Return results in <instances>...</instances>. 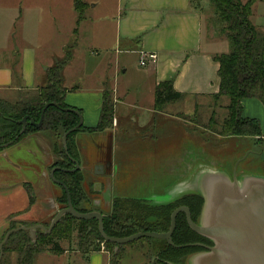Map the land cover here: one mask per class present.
Returning <instances> with one entry per match:
<instances>
[{
  "label": "crops",
  "instance_id": "obj_1",
  "mask_svg": "<svg viewBox=\"0 0 264 264\" xmlns=\"http://www.w3.org/2000/svg\"><path fill=\"white\" fill-rule=\"evenodd\" d=\"M107 1L109 0H83L87 4L84 20L89 8L97 9ZM193 1L112 0V11L116 15L114 22L116 44L114 51V87L108 85V80L103 81V76L99 79V85L94 90L84 89L85 86L82 83L73 84L72 87L70 84L68 85L67 72L72 67L74 57L63 71L64 88L67 90L65 104L81 111L84 128L92 129L98 125L102 107V92L105 88H108L112 93L114 102V116L112 128L104 132H111L113 148H115L118 128L122 123L119 117L123 105L139 110V116L137 118L135 116L129 117L128 122H136L137 124L141 122L142 125H150L160 118L171 119L179 122L183 127L186 126L189 136H191L189 133H194V131L200 133L199 122L197 123L192 118L197 107L198 111L200 109L197 100L212 101V96L219 90L218 64L213 57L223 54L217 49V45L220 48L224 47L221 42L224 39L218 37L212 30L211 32L208 31V27L204 26L203 13L194 9ZM69 2H72L71 7L74 10L73 0H69ZM54 5H56V2L51 0L44 3L15 0L14 3L5 2L4 4L3 0H0L1 98L8 97V100L14 101L19 90L35 91L45 85L47 80V76H40L37 79L39 70H37L36 62L40 45L30 41L28 34L30 26H3V11L4 14L16 16L15 22H19V20L24 21V16L30 9H33V13L36 14V12L41 13L46 6L51 7ZM10 24H12V18L9 20ZM15 36L18 40L21 37L22 42L27 40L25 47L20 49L21 54L15 50ZM149 53L157 56L156 62L148 63L144 66V69H140L135 78L130 77L129 71L133 63L129 62V58H122V56L133 54L138 55L140 58L141 54ZM48 69L45 68L42 71L47 72ZM84 76L87 78V74L84 73ZM81 81L83 82V79ZM167 81L172 82L176 92L185 96L179 102H191L192 114L168 113V107L178 104V101L165 105L161 112L154 110L155 87ZM89 96L92 98H89ZM145 97H148L150 102L148 106L143 108L140 104ZM89 99H91V103L88 102ZM257 101L256 99H245L243 101V116L255 119L254 114H258L255 113L258 112V105L264 111L263 105ZM127 103H130V105ZM226 103L224 102V105ZM212 105L213 102L211 104L209 101L207 102V110H210V112ZM187 107L191 108L190 106ZM121 113L125 112L122 111ZM198 114L200 115V113ZM256 118H258L261 125H264V113L261 114V117ZM98 134L99 132L89 133L83 131L79 132L75 138L79 152L80 170L84 176V191L85 186H92L93 188L94 184H101V188L104 190L105 180L110 178L112 180V200L114 197H129L127 193H121L115 182H113L117 168L112 163H107L109 167L106 166L107 164H95V170L97 168L96 171L98 172L95 174L91 167L93 166L92 162L88 160L84 153L89 143H80V138L84 137L91 140L90 143H96L97 139L94 141V138H97ZM89 135L93 138H88ZM55 138L52 132L47 134L46 132H39L0 151V239L7 229L10 219L28 224V226L44 225L47 221H51L56 212L62 208L58 203L61 194L58 195L57 192L53 191L54 186H59L54 184L49 176L54 163L59 160L58 155L53 151ZM261 143L264 159V137ZM100 147L101 145L97 148ZM176 156H179L178 161L167 165L168 170L173 174L177 164H182L187 166L186 171H181L176 181L171 185H161L160 187L164 193H156L155 191H158V188L152 185L146 187L144 191L147 192L143 197L138 198H144V200L147 199L154 205H160L162 204L160 199L163 196L169 197L171 202L184 195H194L199 190V180L210 174L209 172L212 170L202 171L201 169L204 167H201V165H204L202 163L205 162L200 161L198 159L199 155H196L189 147ZM205 164L212 168L215 167L213 162ZM100 167H103V170H100ZM7 168L11 171H8ZM3 169L7 173L4 178ZM16 175H20L21 179H16V177H19ZM153 182L154 180H152V184ZM155 182L157 183V181ZM26 184L29 188L24 186ZM29 190L31 194H29ZM94 193V196L90 195L93 202L102 200L100 193ZM31 195L34 198L32 205ZM130 198L137 199V197ZM93 202L94 211H98L103 215L110 212L111 205L107 208L102 203L100 206L95 207ZM52 204L55 205V211L51 210ZM65 250L66 252L61 256H55L47 252L42 253L38 255L36 263L40 257L44 256L45 264H110V254L105 251L90 253L85 255V258H78L74 255L71 256L70 252L67 249ZM13 263L16 264V261ZM142 264H147V261L142 262Z\"/></svg>",
  "mask_w": 264,
  "mask_h": 264
},
{
  "label": "trees",
  "instance_id": "obj_2",
  "mask_svg": "<svg viewBox=\"0 0 264 264\" xmlns=\"http://www.w3.org/2000/svg\"><path fill=\"white\" fill-rule=\"evenodd\" d=\"M203 1L194 0V9L201 12ZM207 1L214 10L212 26H217L216 35L227 40L229 50L227 53L213 57L218 64L219 90L212 96L213 105L208 124H201L198 107L192 119L199 122L202 130L216 137L222 139L250 137L256 140L261 148L264 136L259 121L242 116V103L245 99H256L264 107V31L254 26L251 21L253 4L257 0H248L246 3L240 0ZM86 7L87 4L83 0H73L77 25L73 31L75 40L73 44L65 47L63 59L57 60L54 66L48 69L46 84L35 91L19 90L14 101L0 98V150H2L1 146L11 141H15L14 144H16L32 134L52 132L56 137L53 151L59 158L52 168H60L54 176L68 188L73 207L81 213L94 211L90 195L94 196L95 193L91 190L87 191L88 193L84 191V176L80 169L75 173H66L61 170H71L75 167L63 151L62 137L79 123V117L75 113L65 110H75L81 114L80 110L65 104L67 90L64 88L63 71L72 61L77 45L79 24L84 20ZM184 97L183 94L174 90L171 81L162 82L154 90V110L161 112L165 105L181 101ZM225 99L227 103L221 105ZM49 103L56 106H50L46 110L41 128L36 129L28 125L25 132L19 135L21 125L18 122L25 117L38 122L43 107ZM217 110L223 111L222 118ZM113 116L112 93L105 88L102 92L98 125L92 129L82 126L67 138L70 158L80 164L78 147L75 143L79 132L95 133L109 130L112 127ZM217 127L220 129L216 131ZM90 188L92 189V186ZM29 194H31L30 190ZM33 200L31 195V205ZM58 203L64 206L61 209L66 207L64 190ZM203 203V198L195 194L184 195L173 202L169 201L160 205H154L144 198L114 197L110 212L104 215L99 213L103 216L104 231L107 236L126 238L143 232H168L171 215L179 207H187L192 221L196 223ZM20 226L30 227L28 224L11 221L6 233ZM43 226L47 228L49 224ZM4 237L5 235L0 239V264H8L12 254L16 256V264H35L38 255L45 252L61 256L66 252L61 246V241L74 240L79 250L85 255L100 252L104 247V250L106 249L110 254V264H121L124 251V246H120L115 251L116 245L104 242L98 230L97 220H76L70 215L62 217L50 234H44L38 230L34 241L26 230L12 232L5 242H3ZM154 240L159 241V245L150 248L151 257L155 255L153 264H184L189 256L205 251L201 247L191 245L213 246L209 239L194 233L189 228L184 214H179L176 218V228L172 235L174 247L164 240Z\"/></svg>",
  "mask_w": 264,
  "mask_h": 264
},
{
  "label": "rangeland",
  "instance_id": "obj_3",
  "mask_svg": "<svg viewBox=\"0 0 264 264\" xmlns=\"http://www.w3.org/2000/svg\"><path fill=\"white\" fill-rule=\"evenodd\" d=\"M29 1L38 3L48 2V0ZM51 1H55L56 5L51 7L46 6L41 13L36 12V14L33 13V9H30L24 16V21L19 20V22H15L16 16L4 14L3 11V26H30V30H28L30 41L40 45L37 51L36 62L37 70H39L37 79H39L40 76H46L47 72H43L42 69L51 68L54 66V62L63 59L65 47L73 44L75 40L73 31L77 25L76 14L71 7L72 2H69V0ZM240 1L246 3L248 0ZM5 2L14 3L15 0H3V4ZM207 3L208 1L206 0L202 3L204 26L208 27V31L211 32L212 30L213 33L217 34V26H212L214 10L212 5L210 3L206 5ZM112 5V0H109L104 5H100L97 9L89 8L86 12L85 20L79 24L78 41L73 55L74 60L72 67L67 72V84H70L71 87L73 84L82 83L83 86H85L84 89L94 90L96 86L99 85V79L102 76L104 77L103 81L108 80V85L114 87V51L116 47L114 22L116 15L112 11ZM11 18L12 24L9 25V20ZM251 21L254 26L264 31V0H257L253 4ZM26 42H22L21 37L18 40L15 36V50L17 52L19 51L21 54L20 49L25 47ZM221 42L224 47L220 48L217 45V49L222 53L227 52L229 49L227 40H222ZM125 57L129 58V62L133 63L129 71V76L135 78L138 71L144 69V67L142 68L139 65V56L133 54L122 56V58ZM111 65L113 66L111 67ZM84 73L87 74V78L84 76ZM81 79H83V82ZM7 98L8 97H5L6 100H8ZM89 98L92 97L89 96ZM208 101L210 104L213 102L211 100L206 101L205 99L197 100L200 107L198 113L201 115V124L204 125L208 124L211 114L210 110H207ZM88 102L91 103V99H89ZM149 102V98L145 97L140 105L145 108L148 106ZM224 102H227V100H223L221 105H224ZM127 104L130 105V103ZM187 106L191 107V102H179L178 104L169 106L167 112L171 114L185 113L190 115L193 110L192 107L189 109ZM122 111L127 113L126 116L125 113H121ZM217 111L222 118L223 111ZM121 112L119 119L122 123L118 128V135L114 144L115 148H113L110 131L99 132L97 138H94V141L97 139L96 143L94 142L96 145L90 143L91 140L84 137H81L79 141L82 144L85 142L89 143L84 153L88 160L92 162L93 166L91 167L94 173L95 164L98 163L107 164L110 162L117 168L113 182H115V185L121 193H127L129 197H143L147 192L144 191L146 187L152 185L158 188V191H155L156 193H164L160 186L174 183L178 174L181 171L185 172L187 167L182 164H177L175 172L171 174L167 165H170L174 161L177 162L179 156L176 155H180L183 151L188 149V147L191 148L196 155H199L198 159L200 161L205 163L213 162L215 166L229 171L230 174L235 170L237 175L248 173L264 176L262 145L260 148V145H258L253 138L221 139L202 129H200V133L196 131H194V133H189L191 135L189 136L187 127H183L175 120L160 118L157 119L154 124L149 125L147 123L148 126L142 125L140 121L138 124L136 122L127 121L129 117L135 116L137 118L139 116V110L123 105V110H121ZM255 113L258 114H254V116L261 117L264 111H262L258 105V112ZM243 115L242 113V116ZM256 117L255 119L258 120ZM215 129L217 131L220 128L218 129L217 127ZM261 130L264 135V125H261ZM88 138H93V136L89 135ZM99 145H101L102 148H97ZM7 170L11 171L9 168H7ZM107 172H109V170H107ZM6 174V170L3 169V178ZM16 176H19L16 177V179H21L20 175ZM152 180H154L153 184ZM155 181H157V183ZM7 183L9 184V182ZM94 185L92 189L85 186V192L88 193L87 191L89 189L94 191ZM24 186L27 187L28 184ZM53 191L57 192L58 195L61 194L60 198H62L63 190L60 187L54 186ZM161 200H165V196L160 199V201ZM61 207L64 206L62 205ZM11 221L13 220L10 219V222ZM47 223L50 224V221H47L46 224ZM6 230L3 232V236L7 234ZM61 245L70 252L71 256L74 255L78 258L86 257L85 254L79 250L74 240L72 242L61 241ZM158 245L159 241H155L153 238H144L125 245L121 264H142V262L145 261H147V264H153L155 255L151 257L150 248L151 246ZM101 251L107 252L106 249L104 250L102 248ZM15 257V254H12L9 257L8 264H14ZM43 258L44 256L40 257L36 264H45L46 261Z\"/></svg>",
  "mask_w": 264,
  "mask_h": 264
},
{
  "label": "water",
  "instance_id": "obj_4",
  "mask_svg": "<svg viewBox=\"0 0 264 264\" xmlns=\"http://www.w3.org/2000/svg\"><path fill=\"white\" fill-rule=\"evenodd\" d=\"M53 105L56 106V104L49 103L43 107L38 122L29 117L20 120L18 122L21 125L19 135L25 132L28 125L36 129L41 128L46 110ZM65 111L75 113L79 117V123L64 133L62 137L63 151L75 167L71 170H61L66 173H75L80 169V165L77 161L71 159L68 154L67 138L83 126V117L75 110ZM14 142L11 141L1 146V148L6 149L12 146ZM202 164H204L201 165V167H204L201 169L202 171H212L199 180V190L195 192L204 200L196 223L192 221L187 207H179L173 211L170 229L166 233L143 232L126 238L109 237L104 231L103 216L99 212L81 213L73 207L68 188L54 176V173L60 168L54 167L51 169L49 176L54 184L64 190L66 207L56 212L48 228L40 224L30 227L20 226L7 232L3 242L7 240L12 232L19 230L28 231L34 241L38 230L44 234H50L62 217L70 215L76 220H97L100 236L104 242L116 245L115 251L120 246L144 238L164 240L174 247L172 235L176 228V218L179 214H184L189 228L213 243V246L191 245L201 247L205 251L189 256L184 264H264V176L248 173L237 175L235 170L230 174L229 171L218 166L212 168L208 164ZM106 166L109 167V164ZM96 170L95 174L98 173ZM100 170H103V167H100ZM101 187V184L94 185V192L100 193L102 200L94 201L93 206L98 207L103 203L104 206L109 208L112 202L111 179L107 178L105 180L104 190ZM169 201L170 198L165 196V200H161V203ZM55 209V205L52 204L51 210L55 211Z\"/></svg>",
  "mask_w": 264,
  "mask_h": 264
},
{
  "label": "built area",
  "instance_id": "obj_5",
  "mask_svg": "<svg viewBox=\"0 0 264 264\" xmlns=\"http://www.w3.org/2000/svg\"><path fill=\"white\" fill-rule=\"evenodd\" d=\"M157 60V56L155 54H141L139 58V65L144 67L148 63H155ZM104 249V247H102Z\"/></svg>",
  "mask_w": 264,
  "mask_h": 264
},
{
  "label": "flooded vegetation",
  "instance_id": "obj_6",
  "mask_svg": "<svg viewBox=\"0 0 264 264\" xmlns=\"http://www.w3.org/2000/svg\"><path fill=\"white\" fill-rule=\"evenodd\" d=\"M182 197H183V196H182ZM180 198H181V197H180ZM180 198H178V199H180ZM175 200H177V199H175ZM173 201H174V200H173ZM173 201H172V202H173Z\"/></svg>",
  "mask_w": 264,
  "mask_h": 264
}]
</instances>
